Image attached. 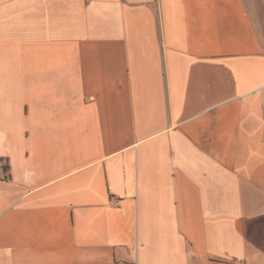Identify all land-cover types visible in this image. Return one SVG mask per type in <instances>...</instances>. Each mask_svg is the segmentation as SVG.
Instances as JSON below:
<instances>
[{
	"label": "crops",
	"instance_id": "crops-1",
	"mask_svg": "<svg viewBox=\"0 0 264 264\" xmlns=\"http://www.w3.org/2000/svg\"><path fill=\"white\" fill-rule=\"evenodd\" d=\"M0 264H264V0H0Z\"/></svg>",
	"mask_w": 264,
	"mask_h": 264
},
{
	"label": "built area",
	"instance_id": "built-area-1",
	"mask_svg": "<svg viewBox=\"0 0 264 264\" xmlns=\"http://www.w3.org/2000/svg\"><path fill=\"white\" fill-rule=\"evenodd\" d=\"M5 163L3 160H0V170H5ZM113 264H128L126 262H122V261H117V262H114Z\"/></svg>",
	"mask_w": 264,
	"mask_h": 264
}]
</instances>
